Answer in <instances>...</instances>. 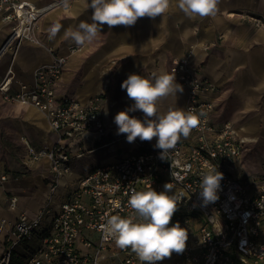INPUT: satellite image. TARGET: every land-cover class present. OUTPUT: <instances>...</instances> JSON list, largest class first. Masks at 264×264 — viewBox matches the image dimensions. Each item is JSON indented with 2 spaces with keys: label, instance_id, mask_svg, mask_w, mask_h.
Listing matches in <instances>:
<instances>
[{
  "label": "built area",
  "instance_id": "2783aa9c",
  "mask_svg": "<svg viewBox=\"0 0 264 264\" xmlns=\"http://www.w3.org/2000/svg\"><path fill=\"white\" fill-rule=\"evenodd\" d=\"M72 1L68 0L65 6L64 0H49L41 5L31 0H0V20L8 26L0 46V59L9 50L14 57L23 43L35 41L33 31L41 17L54 9L69 8ZM77 50V44H71L68 55L55 54L52 63L38 66L32 84L21 83L13 89L11 65L0 77L1 98L37 108L45 114L49 130L56 136L51 146L42 149L26 143L30 161L44 158L48 162L52 176L48 182L49 200L57 193L61 179L70 173L76 157L97 149L115 152V142L126 137L120 134L117 139L108 138L110 131L103 119L100 96L85 102L56 97L54 86L68 56ZM170 72L187 90L184 110L203 113L199 125L187 138H180L166 159L160 158L156 142L137 138L133 150L120 152L119 157L100 162L62 184L65 192L56 206L48 203L34 217L18 212L5 241H39L35 253L22 264H99L102 252L109 248H115L121 256L116 264H141L131 249H120L114 240L105 238L100 225L110 214L126 217L132 213L128 199L133 190H147L151 186L160 192L166 183L174 185L175 193H184L172 223L179 222L197 235L192 243H186L182 254L173 253L157 264H264V174L243 177L234 171L247 138L239 135L229 121L212 122L215 103L210 95L216 85L200 77L199 68L191 66L188 58L173 61ZM74 147L78 154H73ZM213 166L223 173L218 199L202 205V175ZM8 177V173L0 171V185ZM8 201L9 208L14 210L17 197L9 195ZM6 223L0 219V228ZM92 233L96 239L91 237ZM79 242L93 252L81 251ZM13 256L12 245L5 246L0 264H11Z\"/></svg>",
  "mask_w": 264,
  "mask_h": 264
},
{
  "label": "crops",
  "instance_id": "0c3cea01",
  "mask_svg": "<svg viewBox=\"0 0 264 264\" xmlns=\"http://www.w3.org/2000/svg\"><path fill=\"white\" fill-rule=\"evenodd\" d=\"M31 1L41 5L49 0ZM178 4L179 0H172L169 10L162 16L154 19L138 18L133 26L119 25L109 28L106 24L103 25L101 33L93 41L77 45V52L68 56L62 76L54 86L56 97L76 98L85 102L100 96L103 119L110 131L108 138L117 139L114 117L134 104V101L128 98L126 90L121 88V83L129 74L149 77L153 72L171 73L173 61L186 57L191 66L199 68L200 77L207 78L216 85V90L210 95L215 103L211 114L212 122L221 124L229 121L239 135L247 138V145L254 142L253 138L250 135L248 137L242 130V125L230 120L221 121L219 118L222 113L229 114L231 118L234 109L255 110L260 102L264 109V0H220L219 11L215 17L195 18L187 16ZM92 12L91 8L84 9V0H73L67 9L58 8L44 14L33 31L35 41L23 43L14 57L11 50L1 57L0 77L11 65L14 71L13 89L21 83L32 84L34 70L38 66L52 63L55 54L68 55V46L75 43L65 37V31L75 29L81 21L91 23ZM56 25H61L60 31L50 40L49 32ZM7 31L8 26L0 20V46ZM176 82L183 87V92H177L178 105H174L173 109H184L187 100L182 99L185 87L177 78ZM13 103L24 111V118L28 115L27 122L37 121L34 114L36 112L31 108L36 110L41 114L47 129L35 122L37 133L25 134L27 138L23 139L26 150L24 166L21 167L15 162L12 163L11 169L0 166V171L9 175L1 184L4 190L0 193V219H5L9 226L14 223L18 212L34 217L48 203L56 206L65 192L62 184L109 159V153L104 149L76 157L71 162L70 173L61 179V186L49 200L48 182L52 176L48 162L44 158L30 161L26 143L42 149L49 147L44 141L47 137H53L52 145L56 136L49 130L45 114L31 105ZM128 114L144 119V114L139 110ZM151 142H156V138ZM113 146L122 151L134 148L133 142L128 143L126 139H119ZM73 154H78L76 147L73 148ZM242 157L234 167L237 173ZM37 192L45 195L42 202L40 196L35 199ZM9 195L17 197L14 211L8 206ZM196 235L189 231L186 243H192ZM91 237L96 239L97 236L92 233ZM4 247L5 236L2 250ZM78 247L83 252H93V249H86L80 242ZM117 256L113 264H116L121 256L115 248H109L102 252L99 264H110V258Z\"/></svg>",
  "mask_w": 264,
  "mask_h": 264
},
{
  "label": "clouds",
  "instance_id": "9594fccd",
  "mask_svg": "<svg viewBox=\"0 0 264 264\" xmlns=\"http://www.w3.org/2000/svg\"><path fill=\"white\" fill-rule=\"evenodd\" d=\"M172 0H84V9L93 10L91 23L81 21L75 29L65 31V37L77 45L93 41L103 25L133 26L138 18H155L166 13ZM220 0H179L178 7L189 17H215L219 11ZM65 6L68 0H64ZM61 25L54 26L49 32L52 40L60 31ZM129 99L134 104L114 117L117 135L126 134L128 143L137 138L151 141L156 138V147L161 150L160 158L173 149L181 137L187 138L192 129L200 123V115L181 108L169 109L161 113L159 103L163 98L182 93L183 87L176 82L175 73L153 72L149 77L129 74L121 83ZM142 111L144 119L128 113ZM190 169V166H188ZM223 173L216 167H209L202 175L200 197L202 205L218 199L217 190ZM174 185L166 183L164 191L157 192L151 186L147 190H133L128 199L132 213L126 217L110 214L100 225L103 236L114 240L120 249H131L142 264H157L173 253L182 254L186 248L188 231L179 222L172 223V217L184 193L172 191ZM172 194H169V193ZM171 225V226H170Z\"/></svg>",
  "mask_w": 264,
  "mask_h": 264
},
{
  "label": "rangeland",
  "instance_id": "374dc122",
  "mask_svg": "<svg viewBox=\"0 0 264 264\" xmlns=\"http://www.w3.org/2000/svg\"><path fill=\"white\" fill-rule=\"evenodd\" d=\"M233 116L229 114L220 115V120H230L232 123L242 125L248 120L255 119L258 123V132L260 135V143H249L243 153L241 164L239 165V174L243 177L258 176L264 174V109L262 103H258L255 110H233ZM24 111L19 109L17 104L8 102L0 97V166L11 169L12 163H18L21 167L25 165L26 150L23 145V139L27 138L23 131ZM53 139L52 136H50ZM126 139V137L124 138ZM152 141V140H151ZM150 142V141H148ZM119 149L115 152L107 154L108 161L114 159L115 155L120 156ZM14 211V210H13ZM12 240H16L10 236ZM39 241L34 239L29 242L6 240L5 246H11L14 249L15 259L19 263H23L25 259L32 256L37 250ZM118 258H110V264Z\"/></svg>",
  "mask_w": 264,
  "mask_h": 264
},
{
  "label": "bare ground",
  "instance_id": "6f19581e",
  "mask_svg": "<svg viewBox=\"0 0 264 264\" xmlns=\"http://www.w3.org/2000/svg\"><path fill=\"white\" fill-rule=\"evenodd\" d=\"M187 98V90L185 88V94L184 96H182V99ZM177 106L178 105V102H176V98L173 97V96H169V97H166V98H163L160 103H159V108H160V112L163 114V113H166L168 111V108L170 107L171 109H173V106ZM33 110L36 116V119L37 121L35 122H27V118H28V115L25 116V120L23 121V131L26 135H29V133H34L36 134L37 133V130H36V126L34 125L35 124H39L40 126L44 127L45 129H47V125L46 123L42 120L41 118V114H39L36 110L32 109ZM242 130H244L246 132V134L250 135V137L253 138V141L256 142V143H260V135H259V130H258V123L255 119H251V120H248L247 122L243 123L242 124ZM45 144H47L48 146L51 145V139L49 137H47L45 140ZM2 190H4L3 186L0 185V193L2 192ZM40 196V199L42 202V200L44 199V194H40V192H37L35 194V199ZM4 214H6V211L3 210L2 211ZM0 213H1V210H0ZM9 230V225L6 224L4 225L2 228H0V252L2 250V241L4 240V236L7 234Z\"/></svg>",
  "mask_w": 264,
  "mask_h": 264
},
{
  "label": "trees",
  "instance_id": "16d2710c",
  "mask_svg": "<svg viewBox=\"0 0 264 264\" xmlns=\"http://www.w3.org/2000/svg\"><path fill=\"white\" fill-rule=\"evenodd\" d=\"M11 264H21V263H19V261H17V260L15 259V255H14Z\"/></svg>",
  "mask_w": 264,
  "mask_h": 264
}]
</instances>
